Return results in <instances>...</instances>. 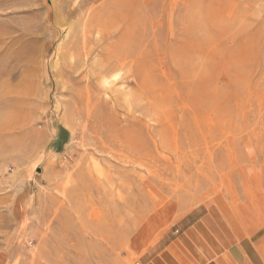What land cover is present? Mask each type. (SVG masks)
<instances>
[{
	"label": "rangeland",
	"instance_id": "1",
	"mask_svg": "<svg viewBox=\"0 0 264 264\" xmlns=\"http://www.w3.org/2000/svg\"><path fill=\"white\" fill-rule=\"evenodd\" d=\"M219 203L264 227V0H0V264H137Z\"/></svg>",
	"mask_w": 264,
	"mask_h": 264
},
{
	"label": "crops",
	"instance_id": "2",
	"mask_svg": "<svg viewBox=\"0 0 264 264\" xmlns=\"http://www.w3.org/2000/svg\"><path fill=\"white\" fill-rule=\"evenodd\" d=\"M264 227L248 234L224 203L200 207L147 251L138 264H264Z\"/></svg>",
	"mask_w": 264,
	"mask_h": 264
},
{
	"label": "bare ground",
	"instance_id": "3",
	"mask_svg": "<svg viewBox=\"0 0 264 264\" xmlns=\"http://www.w3.org/2000/svg\"><path fill=\"white\" fill-rule=\"evenodd\" d=\"M82 65H83V66H86V61H85V62L83 61V62H82ZM102 76H103V78H105V80H108V78H106V74H105V75H102Z\"/></svg>",
	"mask_w": 264,
	"mask_h": 264
},
{
	"label": "built area",
	"instance_id": "4",
	"mask_svg": "<svg viewBox=\"0 0 264 264\" xmlns=\"http://www.w3.org/2000/svg\"><path fill=\"white\" fill-rule=\"evenodd\" d=\"M138 264V263H137Z\"/></svg>",
	"mask_w": 264,
	"mask_h": 264
}]
</instances>
